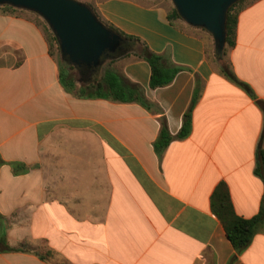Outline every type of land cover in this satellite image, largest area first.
I'll return each mask as SVG.
<instances>
[{"label": "crops", "instance_id": "crops-1", "mask_svg": "<svg viewBox=\"0 0 264 264\" xmlns=\"http://www.w3.org/2000/svg\"><path fill=\"white\" fill-rule=\"evenodd\" d=\"M90 5L180 68L150 87L130 41L112 66L141 86L149 107L77 96L60 83L32 17L0 9V264H264V219L237 250L210 208L223 182L235 214L258 210L264 0L239 9L226 51L249 91L217 70L204 28L167 18L165 0ZM191 97L187 134L155 150L159 117L174 134ZM20 241L26 249L4 247Z\"/></svg>", "mask_w": 264, "mask_h": 264}, {"label": "trees", "instance_id": "trees-1", "mask_svg": "<svg viewBox=\"0 0 264 264\" xmlns=\"http://www.w3.org/2000/svg\"><path fill=\"white\" fill-rule=\"evenodd\" d=\"M251 1L252 0H235L227 7L224 20L225 34L221 57L215 59L212 49L210 50L212 46L208 49V56L213 62H215L217 70L230 81L243 87L246 91H249V87L233 73L226 58V51L233 43L237 13L241 7ZM0 9L10 11L17 10V8L7 4H0ZM166 16L168 19L179 17L172 5H169ZM34 21L43 34L49 54L52 55L53 49L57 48L55 37L46 24L37 20ZM106 24L118 32L124 39L135 43L136 50L134 53L143 58L149 66L148 85L150 87L161 86L168 83L174 73L180 68V65L174 64L169 59L164 58L161 54L149 49L148 46L136 36L124 33L109 22H106ZM55 60L57 62L58 78L65 90L70 91L77 96H99L119 102L135 101L145 107H149L150 102L145 98L141 86L126 78L120 71L113 67V58L108 59L100 73L90 79L80 73V68H76L60 59ZM193 101L194 98L191 97L187 109L182 114L180 126L174 134L168 132L164 118L159 117L157 136L153 140V148L155 150L162 149L171 138L182 137L187 134L190 126L189 109ZM257 103L264 116V101L258 99ZM263 136L264 123L255 146L254 154L255 160L253 171L260 177L263 184L257 212L250 217H241L235 214L229 200L227 188L223 182L217 183L210 195V208L221 222L227 239L233 248L237 250L241 249L248 243L256 223L259 220L264 219V149L260 146V140ZM24 246H26L24 242L20 241L17 245L4 247L10 249H26ZM49 254L50 252L46 251L44 254L39 253L38 255L44 258L49 256Z\"/></svg>", "mask_w": 264, "mask_h": 264}, {"label": "water", "instance_id": "water-1", "mask_svg": "<svg viewBox=\"0 0 264 264\" xmlns=\"http://www.w3.org/2000/svg\"><path fill=\"white\" fill-rule=\"evenodd\" d=\"M235 0H170L186 23L201 26L210 35L215 59L221 57L225 12ZM36 13L56 39L60 58L72 66L81 64L97 72L104 59L133 50L132 42L120 47L123 37L103 22L84 0H0Z\"/></svg>", "mask_w": 264, "mask_h": 264}, {"label": "rangeland", "instance_id": "rangeland-1", "mask_svg": "<svg viewBox=\"0 0 264 264\" xmlns=\"http://www.w3.org/2000/svg\"><path fill=\"white\" fill-rule=\"evenodd\" d=\"M87 1H88L89 4H91L93 0H87ZM165 2H166L168 5H172L171 2H170V0H165ZM21 10L24 11V12H26V13H28V14L32 17L33 20H37V21H40V22H43V23H44V21H43V20H42V19H41L36 13H34V12H32V11H29V10H25V9H21ZM44 24H45V23H44ZM211 49H212V47L210 48V50H211ZM52 56L54 57V59H60L61 61H65V60H63V59L60 58V55H59V52H58V48H54V49H53ZM107 60H108V59H104V60L102 61L101 65H100L99 69L97 70V72L95 73V75H98V74L100 73L102 67L105 65V63H106ZM72 70H73V69H72ZM95 75H94V76H95ZM94 76H93V77H94Z\"/></svg>", "mask_w": 264, "mask_h": 264}, {"label": "flooded vegetation", "instance_id": "flooded-vegetation-1", "mask_svg": "<svg viewBox=\"0 0 264 264\" xmlns=\"http://www.w3.org/2000/svg\"><path fill=\"white\" fill-rule=\"evenodd\" d=\"M125 45H126V39L123 38V41L121 42L120 47H123ZM76 68H80V73L88 79L93 77L96 73L94 71L93 67L87 66L84 64H81V65L77 66Z\"/></svg>", "mask_w": 264, "mask_h": 264}]
</instances>
